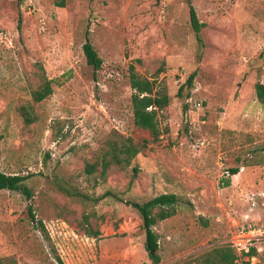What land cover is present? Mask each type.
<instances>
[{
  "label": "rangeland",
  "instance_id": "374dc122",
  "mask_svg": "<svg viewBox=\"0 0 264 264\" xmlns=\"http://www.w3.org/2000/svg\"><path fill=\"white\" fill-rule=\"evenodd\" d=\"M87 35L103 60L97 72L83 51ZM132 65L170 97L158 141L135 126ZM45 77L53 93L36 103ZM259 82L264 0H0V170L28 177L33 195L0 191L2 263L153 264L129 203L163 194L179 203L154 227L160 264H201L232 245L239 226L264 227ZM126 138L146 148L103 173L110 144ZM88 165H97L93 174ZM239 166L255 167L252 193L226 185L225 172ZM259 240L251 264H264Z\"/></svg>",
  "mask_w": 264,
  "mask_h": 264
},
{
  "label": "trees",
  "instance_id": "16d2710c",
  "mask_svg": "<svg viewBox=\"0 0 264 264\" xmlns=\"http://www.w3.org/2000/svg\"><path fill=\"white\" fill-rule=\"evenodd\" d=\"M190 20L194 31L199 37V34L204 26L203 23L200 22L196 10L193 7L190 8ZM83 51L87 63L93 67L95 72L99 71L102 68L103 60L99 57L93 44L90 42L88 35L83 46ZM195 77L196 74H192L188 78L186 84L179 90V97L182 96L186 87H192ZM130 85L135 91L132 98L135 126L149 131L153 141H158L163 133L158 119L159 112L169 106L170 97L165 90L156 91L155 82L142 77L133 65L130 67ZM255 89L258 101L264 106V84L260 82L257 83ZM52 93V82L45 77L43 84L38 90L33 92L32 97L34 102L40 103L48 96L52 95ZM25 109L26 108H22L20 112L25 119L26 124L29 125L34 123L36 118L32 117L31 113ZM145 145L134 144L130 138H126L120 143H111L109 152H106L103 158L102 172L105 173L108 167L113 164L118 166L130 165L132 160L146 148ZM96 168L97 165H88V174H93ZM238 172V169H233L230 173L232 175H236ZM27 179L28 177L21 175H9L0 170V191L9 190L21 192L26 196V198L31 199L33 197L32 191L25 185ZM226 185L229 186L230 181H227ZM178 203L179 197L175 194H163L143 204L133 202L129 203V205L133 206L141 214L146 239L145 249L148 252L149 258L153 264H160L162 261L159 254V238L157 233L154 231V227L158 222L165 221L175 216L176 205ZM32 218L35 219L34 216ZM40 225L43 227L42 223H40ZM255 255V248H251L248 254H239L232 247V245H224L215 247L206 252L201 264H237L241 257L245 256L251 258ZM0 264H3L1 260ZM242 264H251V262L250 260H242Z\"/></svg>",
  "mask_w": 264,
  "mask_h": 264
},
{
  "label": "built area",
  "instance_id": "2783aa9c",
  "mask_svg": "<svg viewBox=\"0 0 264 264\" xmlns=\"http://www.w3.org/2000/svg\"><path fill=\"white\" fill-rule=\"evenodd\" d=\"M187 102H192V98L187 100ZM197 107H201V103H196ZM204 144V143H202ZM244 167L240 168V171H243ZM226 177H230L231 173L229 171H226L225 174ZM264 196V194H263ZM258 203L257 201H252V208L257 207ZM264 237V227H257L255 225L251 224H243L242 226H239L238 229L235 231L234 238L232 240V247L239 253H246L248 254L250 252V249L254 245L253 242L260 241V238Z\"/></svg>",
  "mask_w": 264,
  "mask_h": 264
},
{
  "label": "crops",
  "instance_id": "0c3cea01",
  "mask_svg": "<svg viewBox=\"0 0 264 264\" xmlns=\"http://www.w3.org/2000/svg\"><path fill=\"white\" fill-rule=\"evenodd\" d=\"M234 169H238L239 172L236 175H233L230 180L229 189L235 192L248 193L253 191V185L256 184V176H255V167H251L246 171V167H244L243 171H240V166ZM253 248V247H252ZM256 255L251 257L252 259H257V252L261 253L260 247H255ZM248 258V257H247ZM251 258H248L250 260Z\"/></svg>",
  "mask_w": 264,
  "mask_h": 264
}]
</instances>
